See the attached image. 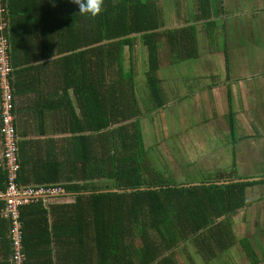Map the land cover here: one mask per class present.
Listing matches in <instances>:
<instances>
[{
  "label": "trees",
  "instance_id": "trees-1",
  "mask_svg": "<svg viewBox=\"0 0 264 264\" xmlns=\"http://www.w3.org/2000/svg\"><path fill=\"white\" fill-rule=\"evenodd\" d=\"M9 1L0 0L4 10L0 22L5 23L0 35L10 44L12 70L8 76L14 98L20 79L11 58L13 11ZM194 1L197 8L188 25L166 27L168 16L160 0H103L96 16L80 14L71 0H33L34 10H41L35 24L40 21L43 27V58L58 55L44 62V72L51 69L54 77L41 80L52 79L60 90L47 107L70 136L46 142L33 160L28 156L29 143L19 142L18 180L60 185L65 193L79 192L75 227L91 233L87 253L91 264H181L180 252L190 264H197L196 253L207 264L220 260L217 256L235 242L234 215L244 208L246 187L252 182L170 186L166 173L150 158L152 142L145 139L146 122L142 120L147 108L136 93L144 84L153 100L150 112L166 104L159 72L171 63L161 57L162 48L168 46L176 59L199 56L197 26L204 23L213 32L219 12L216 0ZM135 48L145 57L142 69L147 85L135 70ZM223 51L228 71L229 57L226 48ZM29 66L27 74L37 68ZM39 71L42 75L41 67ZM219 82L208 81L211 85ZM6 182L2 165L0 192ZM154 186L160 188L139 189ZM112 188L133 190L100 191ZM5 205L0 198V251L4 263L12 264ZM246 243L244 239L241 244L250 264H258L262 259Z\"/></svg>",
  "mask_w": 264,
  "mask_h": 264
},
{
  "label": "crops",
  "instance_id": "crops-1",
  "mask_svg": "<svg viewBox=\"0 0 264 264\" xmlns=\"http://www.w3.org/2000/svg\"><path fill=\"white\" fill-rule=\"evenodd\" d=\"M9 2L11 11H13L11 14L13 18L11 58L13 64L16 63L14 67L18 71L20 79V85L15 91L14 97L15 122L19 142L29 143L28 156L30 160H33L39 153L38 149H43L46 142H58L68 138L70 133L66 132L63 123L59 122L58 124V121L53 117V112L47 107L52 99L58 97L60 90L52 79H50L51 81L43 80L44 82L41 80L46 77H54L51 69L44 72V62L58 58V55L43 58L41 49L43 27L40 21L35 24L41 10H34L33 0H10ZM193 2L194 0L191 4L193 9L191 15L190 12L188 14L183 11V5L176 4L179 13L177 12L176 20L173 21H189L197 8L196 4L194 7ZM216 2L217 6H215L219 12L216 16L217 21L220 18H227L229 27L235 29L234 42L226 33L228 38L226 50L230 56L227 63L231 67H228V71L226 70V58L223 50L212 49L206 62L208 64L215 63L211 61L212 55L220 61L222 69L218 71V74L215 75V71L208 73L198 70L199 75L195 77L199 82L192 93L187 89L184 93L178 92L179 95L175 100L174 98L171 100L166 95L165 105L152 112L147 108L142 116L143 122H146L143 124L145 126L143 130L146 133L150 127L149 124H151L150 130L155 132L154 141L164 143V138L169 135L167 122L171 123V117L177 116L180 123L189 126L186 124L189 120L185 122L186 116L195 113L196 127L193 138L188 137V134L184 133V129L179 133L174 132L179 136V142L185 141L188 137L187 140L192 143L190 149L193 155L186 161L183 158L170 161L168 164L170 170L177 172L174 178H170V181L174 185L235 179L252 182L246 187L244 208L234 215L233 228L235 231L239 226L244 228L255 223V226L259 228V237L257 236L255 241L257 247L252 249L255 250L258 258L262 259L258 264H264V0H242L241 3L240 0H216ZM160 4L166 9L165 4ZM213 11L216 9L213 8ZM170 22L169 18L168 22L166 19V27L179 26L178 24L171 25ZM251 26L254 27L250 28ZM201 30L206 36H213L215 33L219 36L220 32H226L228 28L225 22H222L221 25L218 22L216 28L210 33L203 23ZM252 30L256 32V39L251 37ZM242 35L245 41L237 44L238 37ZM205 52L202 50V53ZM237 55H239L240 61L238 65V60L235 58ZM27 57L30 59L28 60ZM197 58H201L200 51ZM29 65L37 68L27 74L26 70ZM40 67L42 75L39 73ZM24 68L26 69L23 70ZM32 78L33 80H30ZM210 78L220 80V82L211 85L208 83ZM200 80H204V82L202 83ZM32 81H34L33 84ZM70 94L73 98L72 90H70ZM193 96V102L183 104V100ZM197 98L199 100H196ZM205 101L209 102V105ZM193 103L194 105H192ZM165 110H169L167 116L162 114ZM158 113L159 116L155 117V114ZM152 136H150L151 139ZM166 148L168 147L166 146ZM2 150L3 143L0 134V167L3 164ZM224 150L231 158L232 166L227 170L218 168L214 178L200 181L176 178L178 175L192 173L203 163L219 161ZM77 194L79 192L65 193L64 191V193L51 197H38L39 200L35 198L22 205L24 206L23 215L20 216L24 230L25 264H91L87 254L90 252L92 244L91 233H84L75 227L76 212L80 205L75 197ZM247 211L249 214L246 213ZM245 240L251 243V239L246 238ZM10 260L12 261L11 257ZM221 263L226 264L227 262ZM0 264H5L1 251Z\"/></svg>",
  "mask_w": 264,
  "mask_h": 264
},
{
  "label": "rangeland",
  "instance_id": "rangeland-1",
  "mask_svg": "<svg viewBox=\"0 0 264 264\" xmlns=\"http://www.w3.org/2000/svg\"><path fill=\"white\" fill-rule=\"evenodd\" d=\"M242 2V0H240V3ZM159 3H163L166 6V12H165V17L169 18V20H171L170 24L174 25V24H178L179 26H181L180 24L185 23L184 25H188L189 23L188 20L181 21V22H174L173 20H176V14L178 12L176 4H180L183 5V11L185 13L193 12L192 9V0H160ZM194 7H195V1L193 2ZM168 8V9H167ZM179 13V12H178ZM167 18V19H168ZM243 19V17H242ZM229 20V19H228ZM228 20L227 18L223 19L220 18L218 19L219 25L222 24V22L226 24L228 30L226 32H220V35L218 36L216 33L213 36H206L202 30L201 27L197 26V43L199 45V51H200V55L201 58H197L196 56L193 57L194 59H189L188 56H179L177 59L175 57V54H171L168 46L165 48L161 49V57H168L166 59L167 62L171 63L170 65H163L161 67V70L159 72V76L160 78L163 80L162 85L163 88L165 89V94L167 95V97H170L171 100H175V98H177L176 96L179 95V93H184L186 91V89L188 90V92L194 91L196 89V85H198V79L195 76L199 75V71L198 70H202L208 73H213V71L216 72L215 75L218 74V71L221 70V62L216 60V58L212 55L211 56V61H214L215 63H207L206 62V58L210 55V51L213 50H224L226 48V42L228 40L226 33H228V35H230V40L232 42H234V31L231 27H229L228 24ZM168 22V21H167ZM169 24V23H167ZM177 26V27H179ZM254 26H251L250 28H253ZM241 31L242 27H240ZM225 36V37H224ZM249 37V36H248ZM252 39H256V32H254L252 30ZM238 42L237 44H241L245 41L243 35L241 37H238ZM187 48H189V44H186ZM202 50H205V53H202ZM127 55L129 53V50L126 49ZM217 52V51H215ZM234 55H236V53L234 52ZM230 57V56H228ZM239 55H237L235 58L238 60L237 65L240 63L239 61ZM134 60H135V70H137V75L141 76L144 78V73H143V69H142V63L144 60V56L143 53L141 52L140 49L135 48L134 49ZM223 64V63H222ZM229 67L230 64H229ZM214 77V75H213ZM168 79H170L171 83H167ZM141 80H145L146 83V78L141 79ZM210 82L213 81H217V79H208ZM202 83L204 82V80H200ZM227 82V80H225ZM176 83V84H175ZM147 85V83H146ZM144 84L142 85V87L138 88L137 86V97H139V101L140 104L143 105L144 108H149V106L152 104V99L151 97H148L150 94L148 93V90L145 89ZM201 86V85H200ZM175 88V89H173ZM224 93V89L222 90ZM179 92V93H178ZM195 96V95H194ZM194 96L192 98H187L186 100H183V104H190L188 102H193L194 101ZM196 100H199L198 98ZM199 102V101H198ZM196 102V103H198ZM207 102V101H205ZM207 105H209V102L206 103ZM194 105V103L192 104ZM169 113V110H165L162 112L163 115L167 116ZM162 114L161 117H162ZM159 113L156 115L155 117H158ZM195 113H190L186 116V120L185 122H187L188 120V124L189 126H185L183 123H180L179 119L177 116L171 117L170 121L171 123L167 122V128H168V132L169 135H167L164 138V143H160V142H156L154 141L155 137L154 131H151V124L150 127L148 128V130L146 131V141H148V139H150V136H152L151 142H152V151H151V156L150 158H152V162L153 165L160 171V172H164L165 177H167L168 179L170 178H174L175 175L177 174V172L175 170H170L169 167V163L171 160H180L181 158H183L185 161L187 160L188 157H191L193 154L191 152V147H192V143L189 142L187 140L188 137H194V132H195V127H196V122H195ZM160 117V119H161ZM162 121V119H161ZM148 124V123H147ZM184 129V133L188 134V137L186 138L185 141L183 142H179V136L175 135V133H179L180 130ZM152 134H151V133ZM183 133V134H184ZM166 146L168 148H166ZM223 146V145H221ZM226 150H224V152L221 153V159L219 161H210V162H206L203 163L202 166H199V168L194 169L192 173H189L188 175H178L176 176V178L178 177H182V178H186V179H193V180H208L210 178H214L217 175V172L219 169H225L227 170L228 167L232 166V160L231 158L226 154L225 152ZM161 153V155H160ZM219 168V169H218ZM249 211V210H248ZM248 211L246 212L247 214ZM257 215V214H256ZM237 219V218H236ZM254 223V222H253ZM233 228V226H232ZM251 229V231H250ZM233 235H235V242L233 244L232 247H230L229 249L224 250L223 252H221L217 257L220 259H222V262H227L226 264H250V257L249 259L247 258L246 255V250L244 249V246L241 244L243 243V240L246 238L251 239V243H246V246H250V247H257V243L256 241V237H259V228H257V226H255L254 224H250L248 226H245L243 228H240V226L235 229L233 228ZM254 233V235H253ZM246 242H248L247 240H245ZM263 245H264V241H263ZM245 246V247H246ZM189 251H191L193 253V249H189ZM196 256V263L197 264H205L202 259L201 256L199 254H195ZM179 260L182 264H190V262L188 261V259L185 257L183 252L179 253ZM221 259L218 260L217 262H215L214 260H210L207 264H218L221 262ZM220 261V262H219ZM223 264V263H221Z\"/></svg>",
  "mask_w": 264,
  "mask_h": 264
},
{
  "label": "built area",
  "instance_id": "built-area-1",
  "mask_svg": "<svg viewBox=\"0 0 264 264\" xmlns=\"http://www.w3.org/2000/svg\"><path fill=\"white\" fill-rule=\"evenodd\" d=\"M3 11L0 4V13ZM4 24V22H0V30ZM9 50L10 44L7 38L0 35V134L3 143L2 165L7 172L6 187L0 192V196L6 198L3 213L10 220L9 237L12 264H25L26 254L23 244V223L20 218V207L41 195L64 193V189L60 185L22 184L18 180L20 147L15 122L13 90L8 76L12 70Z\"/></svg>",
  "mask_w": 264,
  "mask_h": 264
},
{
  "label": "clouds",
  "instance_id": "clouds-1",
  "mask_svg": "<svg viewBox=\"0 0 264 264\" xmlns=\"http://www.w3.org/2000/svg\"><path fill=\"white\" fill-rule=\"evenodd\" d=\"M74 3L80 14H88L89 16H96L102 9L103 0H71Z\"/></svg>",
  "mask_w": 264,
  "mask_h": 264
},
{
  "label": "water",
  "instance_id": "water-1",
  "mask_svg": "<svg viewBox=\"0 0 264 264\" xmlns=\"http://www.w3.org/2000/svg\"><path fill=\"white\" fill-rule=\"evenodd\" d=\"M240 180H243V179H235V180H217V181H207V182H194V183H188V184H177L178 186H196V185H201V184H227V183H230V182H234V181H240ZM170 186H175L174 184H171ZM145 188H160V186H154V187H140L139 189H145ZM133 188H112V189H104V190H100V191H105V192H108V191H119V192H123V191H132ZM85 193H92L93 191H84ZM53 195H41V196H38V197H51ZM1 198L3 200H6L5 197H2Z\"/></svg>",
  "mask_w": 264,
  "mask_h": 264
},
{
  "label": "bare ground",
  "instance_id": "bare-ground-1",
  "mask_svg": "<svg viewBox=\"0 0 264 264\" xmlns=\"http://www.w3.org/2000/svg\"><path fill=\"white\" fill-rule=\"evenodd\" d=\"M3 191V190H2Z\"/></svg>",
  "mask_w": 264,
  "mask_h": 264
}]
</instances>
